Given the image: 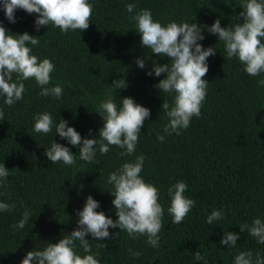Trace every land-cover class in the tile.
I'll return each mask as SVG.
<instances>
[{"label": "trees", "instance_id": "1", "mask_svg": "<svg viewBox=\"0 0 264 264\" xmlns=\"http://www.w3.org/2000/svg\"><path fill=\"white\" fill-rule=\"evenodd\" d=\"M89 2L93 4L89 28L67 33L51 24L37 31V14L22 9L15 11L16 22L12 23L0 7V22L10 33L39 37L38 46L29 45L32 54L54 63L49 87L57 83L63 86L62 97L56 99L41 96V87L34 79L23 81L24 98L11 107L0 96L4 111L0 164L10 172L6 187H0V201L16 205L11 212H0V264H20L28 251L43 250L48 242L56 243L70 234L78 226L77 211L82 210L89 195L99 202L96 211L118 219L107 178L121 164L141 154L145 161L140 175L159 189V203L164 208L159 247L149 245L146 236L130 239L126 231L110 227L112 235L105 240L86 236L100 264H204L194 259L196 251L208 264H234L235 255L245 250H251L254 258L256 253L264 257V244L239 227L251 225L254 218L264 221V87L258 84L264 73L248 75L238 58L227 59L218 34L207 30L218 18L221 27L242 23V0ZM128 3L136 4L135 11L150 9L153 18L163 24L176 21L203 26L205 39L198 43L216 50L207 59L209 71L203 79L208 86L201 114L193 117L180 135L163 131L168 118L161 105L163 100L171 105L174 94H166L156 85L166 74H147L153 62L165 64L170 58L141 45V36L126 11ZM137 58L145 59L144 69L137 66ZM121 78L127 87L115 90L113 81ZM109 91L118 107L120 98L128 96L147 107L151 115L144 121L133 155L122 157V149L110 146L106 155L97 151L96 161L88 163L79 159V147L55 133V124L63 118L82 138L99 139L103 118L96 111ZM44 111L54 120L52 131L46 135L33 131L34 115ZM158 135L165 139L160 141ZM54 140L77 155L76 165L51 163L45 152ZM177 181L188 185L184 195L196 203L183 222L172 224L167 211L168 188ZM25 208L31 217L17 230L12 225L22 218ZM213 209H223L225 215L208 225L206 218ZM226 231L239 234L233 248L220 244ZM104 244L106 247L99 246ZM129 249L141 255L137 258ZM76 251L84 254L79 247Z\"/></svg>", "mask_w": 264, "mask_h": 264}, {"label": "clouds", "instance_id": "2", "mask_svg": "<svg viewBox=\"0 0 264 264\" xmlns=\"http://www.w3.org/2000/svg\"><path fill=\"white\" fill-rule=\"evenodd\" d=\"M0 7L4 9L7 19L15 23V11L22 9L28 14H37L35 28L50 24L63 33L69 30L84 31L89 28L92 20L93 4L89 0H2ZM239 17L242 23L221 27L220 19L207 27L208 32L218 34V41L223 43L227 59L238 58L243 70L250 76L264 73V0H242ZM136 4L128 3L126 11L134 22L135 30L140 34L142 46L152 53L170 58L169 63L156 64L148 75L159 77L166 74L156 87L166 94H174L170 105L163 100L161 108L168 118L164 126V133L180 135L181 129H187L193 117H199L201 107L207 94L208 81L203 79L209 71L207 59L214 56V47L204 48L198 41L205 39L201 25L197 23L169 21L166 24L153 18L150 9L143 8L135 11ZM39 37L23 34H12L0 22V96L4 97V104L11 107L24 98L26 92L23 81L34 79L41 87L40 95L53 96L60 99L63 86L59 83L49 87L51 74L55 65L49 58L40 59L32 54V47L38 46ZM139 68H145V59L137 58ZM15 74V80L13 76ZM264 87V79L258 81ZM116 89L127 87L121 78L113 81ZM121 105L115 103L112 91L99 104L97 113L103 118V125L98 138H82L80 133L68 121L61 119L55 124V133L61 139H66L72 146L79 147V159L88 163L96 161V153L101 155L109 152L110 146H117L123 151L120 155L131 156L136 152L141 128L151 113L147 107L135 102L132 97H123ZM36 133L48 134L52 131L54 120L47 112L34 115ZM4 120V111L0 108V121ZM91 131V130H90ZM160 141L164 135H158ZM46 157L52 164L62 162L66 166L77 163V155L64 144L55 140L47 147ZM143 154L135 157L134 161H127L118 169L111 172L107 183L112 185L110 194L114 197L112 204L118 219L113 220L103 211H96L99 202L91 195L87 196L82 210L77 211V227L68 235H64L56 243L48 242L43 250H30L20 264H100L98 253L92 252V246L87 235L96 240L111 237L109 228H119L126 231L130 239L146 236L147 243L152 247H159L161 229L163 225L164 208L159 203V189L152 183L146 182L140 175L144 166ZM9 169L0 164V187H6ZM188 185L177 181L168 188L170 205L167 209L172 216V224L183 222L187 214L195 206V200L184 195ZM15 203L0 201V212H11ZM223 209H213L207 215L206 223L214 225L215 221L223 219ZM22 218L12 225L15 229H23L29 222L31 212L27 208L21 214ZM241 232L247 231L259 244H264V221L254 218L251 225H239ZM119 233H116L118 236ZM239 234L226 231L220 244L233 248L237 244ZM78 242V245L77 243ZM106 247V244L99 245ZM83 250V255L76 249ZM137 258L138 251L129 249ZM195 260H202L208 264L206 258L199 251L194 253ZM234 264H264V257L251 250L239 251L234 257Z\"/></svg>", "mask_w": 264, "mask_h": 264}]
</instances>
